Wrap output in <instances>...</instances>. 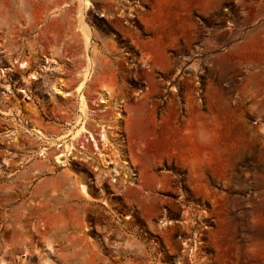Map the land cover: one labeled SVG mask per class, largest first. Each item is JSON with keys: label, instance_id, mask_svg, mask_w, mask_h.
I'll return each mask as SVG.
<instances>
[{"label": "rangeland", "instance_id": "obj_1", "mask_svg": "<svg viewBox=\"0 0 264 264\" xmlns=\"http://www.w3.org/2000/svg\"><path fill=\"white\" fill-rule=\"evenodd\" d=\"M6 7L0 264H264V0Z\"/></svg>", "mask_w": 264, "mask_h": 264}, {"label": "bare ground", "instance_id": "obj_2", "mask_svg": "<svg viewBox=\"0 0 264 264\" xmlns=\"http://www.w3.org/2000/svg\"><path fill=\"white\" fill-rule=\"evenodd\" d=\"M14 1H16V0H14ZM6 2H8L9 4H11V2H12V0H6ZM18 2V1H17ZM16 3V2H15ZM19 3V2H18ZM9 8H11V6L9 5L8 6ZM7 8V7H6ZM9 8H7L6 10H1L0 9V18L2 19V20H4V22L6 21V19L8 18V15H9ZM17 10H20V9H16V11ZM16 13V12H15ZM17 13H18V11H17ZM19 13H20V11H19ZM14 18V17H13ZM79 21V20H78ZM10 22V21H9ZM14 22V21H13ZM16 23H18V21H16ZM4 24V23H3ZM80 24H81V22H80ZM77 28H80V30H81V32H82V38H84L83 40H85V42L87 43L88 42V38H89V35H88V32L86 31V29H84V28H82V26H77ZM5 30L7 31V32H9V34L8 35H10L9 36V38H10V43L11 44H13V45H15L16 44V42H17V39H20L24 34H25V32H26V30L25 29H23V28H17V27H12V26H8L7 28H5ZM80 32V33H81ZM6 34V33H5ZM32 78L34 77V76H31ZM84 83V82H83ZM83 83H81V84H79L78 86H77V88H76V91L79 93V106H80V111L81 112H84L85 111V109H87L86 107H87V104H86V99H85V96L83 95V94H81V91H82V88H83ZM57 91L59 92V89H57ZM99 99H100V102H102V103H104L106 100H105V98L102 96V95H100L99 96ZM117 117V116H116ZM101 132H104V130L103 131H101ZM82 133H85L86 135L88 134L89 135V137H92V135H91V133L89 132V131H87L84 127L83 128H81L80 130H78L74 135H73V137H72V140H74V139H76L78 136H80ZM102 137H103V141L105 142V137H104V135H101ZM92 141H94V139L92 138ZM70 148H71V150H73V146L72 145H68V146H66V148H65V152L63 151L62 153H60L59 155H58V157H63V156H67L66 155V153L70 150ZM101 157V156H100ZM80 193L81 194H85V190H84V187L83 186H81L80 187Z\"/></svg>", "mask_w": 264, "mask_h": 264}]
</instances>
